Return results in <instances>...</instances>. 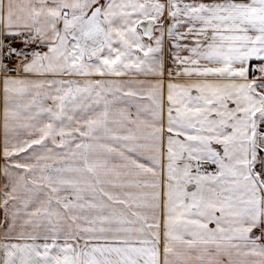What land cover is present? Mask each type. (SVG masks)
Wrapping results in <instances>:
<instances>
[{
    "label": "snow or ice",
    "instance_id": "obj_1",
    "mask_svg": "<svg viewBox=\"0 0 264 264\" xmlns=\"http://www.w3.org/2000/svg\"><path fill=\"white\" fill-rule=\"evenodd\" d=\"M0 264H264V0H0Z\"/></svg>",
    "mask_w": 264,
    "mask_h": 264
},
{
    "label": "crops",
    "instance_id": "obj_2",
    "mask_svg": "<svg viewBox=\"0 0 264 264\" xmlns=\"http://www.w3.org/2000/svg\"><path fill=\"white\" fill-rule=\"evenodd\" d=\"M0 217H2V210H0Z\"/></svg>",
    "mask_w": 264,
    "mask_h": 264
}]
</instances>
